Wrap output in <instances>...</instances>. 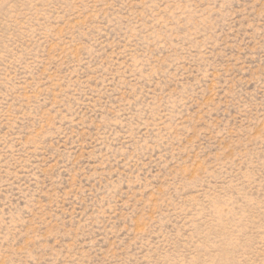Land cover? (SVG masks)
I'll list each match as a JSON object with an SVG mask.
<instances>
[{
    "label": "rangeland",
    "instance_id": "374dc122",
    "mask_svg": "<svg viewBox=\"0 0 264 264\" xmlns=\"http://www.w3.org/2000/svg\"><path fill=\"white\" fill-rule=\"evenodd\" d=\"M0 264H264V0H0Z\"/></svg>",
    "mask_w": 264,
    "mask_h": 264
}]
</instances>
